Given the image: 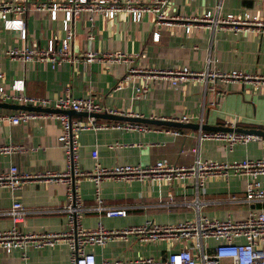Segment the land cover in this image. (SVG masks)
<instances>
[{
	"label": "crops",
	"instance_id": "obj_1",
	"mask_svg": "<svg viewBox=\"0 0 264 264\" xmlns=\"http://www.w3.org/2000/svg\"><path fill=\"white\" fill-rule=\"evenodd\" d=\"M3 1V0H0ZM225 14L249 12L264 16V0H170L163 8L169 19L168 26L154 24L153 16L144 14L138 22L120 13L113 19L98 14L81 13L75 20L72 52L79 61L65 62L51 69L41 62L21 63L6 55L11 48L23 45L43 48L47 40L57 44L62 37L60 20L50 21L44 11L28 10L21 16L25 22L27 38L23 42L18 34L4 30L0 21V83L8 85L22 80L24 93L30 96L55 98L69 95L72 98L90 97L108 110L122 116H137L157 120H174L181 116L187 122L209 127L241 128L264 131V88L251 83L210 81L197 78L172 87L166 82H150L142 76H131L120 88L117 83L125 75L124 63L109 64L102 58L107 52L136 55L134 65L150 69L187 67L192 71L242 70L264 75V30L235 32L227 27L209 28L204 24L189 23L187 19L205 10ZM189 21V20H188ZM159 34L152 40V33ZM91 52L92 61L83 55ZM147 86L137 94L136 87ZM68 93H67V92ZM3 110V109H2ZM15 111V110H11ZM84 121L87 117L72 116ZM97 124L128 123L107 119H94ZM178 122V121H176ZM133 123V122H131ZM140 124V123H139ZM147 125V124H144ZM146 131L123 130L108 127L84 130L77 134L78 162L83 170H90L93 160L90 152L97 151L101 166L117 164L147 166L156 161L177 166H190L196 157L189 149L197 148L201 160L231 162L244 158L264 157V136L247 143H238L229 150L224 142L202 140L198 143V130L147 125ZM175 130L178 135L165 132ZM59 123L36 119L18 125L0 122V146L17 145L24 148L22 155L0 154V172L15 166L19 172H61L64 168L63 151L57 140ZM245 177H220L205 182L202 191L195 192L191 181L172 180L168 183L155 180L124 182L105 180L100 186L104 207L124 208L123 217H105L96 211L83 213L80 224L85 229L97 223L108 230L122 229L152 221L159 225H172L197 215L231 219L245 218L248 211L261 208L255 204H233L229 196H243ZM79 194L85 208L94 206L92 183L81 180ZM19 201L25 211L24 219L16 225L18 231L59 232L64 229L65 215L59 210L65 202V186L53 180H31L15 192L0 188V230L13 224L5 215L11 203ZM210 246L213 242H209ZM181 246L168 240L139 242L134 235L127 240L107 242L103 247L93 246L89 251L97 262L102 260L131 261L142 257L161 259L168 250ZM25 264H69L67 248L62 242L41 249H28ZM0 264H24L20 252H0Z\"/></svg>",
	"mask_w": 264,
	"mask_h": 264
},
{
	"label": "built area",
	"instance_id": "obj_2",
	"mask_svg": "<svg viewBox=\"0 0 264 264\" xmlns=\"http://www.w3.org/2000/svg\"><path fill=\"white\" fill-rule=\"evenodd\" d=\"M170 0H3L0 1V21L2 29L11 30L18 34L21 41L27 38L25 22L21 16L28 10V4L33 10L44 11L50 21L60 20L63 33L59 42L55 44L49 39L43 48H34L23 45L20 48L8 49L6 55L21 63L41 62L51 69L62 63L79 61L72 52L74 38V22L81 13L98 14L106 19H113L118 14H126L132 22H138L144 14L153 16L154 24L168 26L169 19L164 15L163 8ZM205 10L202 14L187 19L188 25L184 32L190 30L189 23L204 24L209 28L227 27L235 32L249 30H264V16L260 17L249 12L240 14H225L221 16L217 11ZM189 20V21H188ZM159 34L152 33V40L157 41ZM87 62L92 61L95 55L87 52L82 56ZM102 58L109 64L124 63L125 75L117 83L116 88L131 76H142L150 82H166L175 87L188 79L197 78L210 81L251 83L258 88H264V75L251 74L242 70L221 72L209 70L192 71L187 67L170 69H150L134 65L136 55L121 52H107ZM3 74L0 72V81ZM147 86L136 87L139 94ZM67 92V91H66ZM68 93V92H67ZM0 103L21 106L39 107L42 109L72 110L75 112L107 113L121 115L120 112L108 110L90 97L72 98L69 95L45 98L30 96L24 93L23 81L13 80L8 85L0 83ZM36 119L53 120L59 123L60 134L57 140L63 151L64 168L61 172H19L15 166L0 172V188L15 192L22 184L31 180H53L65 186V202L59 212L65 215L64 229L59 232H31L23 233L17 230L16 225L24 219L25 211L22 204L14 200L5 212L12 222V226L0 230V252L10 254L17 250L20 259L25 264L28 249H41L53 246L58 242L64 243L67 248L69 264H264V157L244 158L231 162L219 163L212 160H201L197 157V148L189 151L196 155L190 166H177L164 161H156L147 166L117 164L110 167L101 166L97 160V151L93 149L90 157L94 161L90 170L79 167L77 134L84 130H100L114 127L123 130L146 131L151 129L139 123L97 124L91 117L84 121L69 117L66 114L15 110L0 111V122L9 125L27 123ZM173 121L187 122L186 116ZM165 132L178 135L175 130L165 129ZM198 143L202 140H218L224 142L230 150L233 145L247 143L258 139V136L236 132L198 130ZM24 148L17 145L0 146V154L22 155ZM229 176L245 177L243 196H229L233 204H255L261 206L257 211L250 210L245 218L231 219L197 215L172 225H159L146 221L142 225L122 229H106L97 223L91 229L81 226L83 213L96 211L105 217H123L124 208L104 207L100 197V186L105 180L170 182L172 180L191 181L195 192L202 191L209 179L220 177L227 180ZM81 180L92 183L94 206L85 208L79 194L78 184ZM136 236L139 242H153L168 240L169 243H179L181 246L168 252L161 259L151 257L136 258L131 261L102 260L97 262L89 251L93 246L103 247L107 242L127 240L128 236ZM213 245L210 246L209 242Z\"/></svg>",
	"mask_w": 264,
	"mask_h": 264
},
{
	"label": "water",
	"instance_id": "obj_3",
	"mask_svg": "<svg viewBox=\"0 0 264 264\" xmlns=\"http://www.w3.org/2000/svg\"><path fill=\"white\" fill-rule=\"evenodd\" d=\"M2 109L60 113V114H66L69 117L81 116V117H91L93 119H107V120H114V121H124V122H130V123L133 122V123L155 125V126H165V127H172V128H189V129L204 130V131L236 132V133L264 136V131L262 132L258 130H252V129L243 130L241 128L234 129V128H227V127H209V126L199 125V124L181 123V122H176L173 120H157V119L140 118L137 116L130 117V116H122V115H116V114H107V113L87 114L85 112H75L72 110L63 111V110H55V109H42L39 107H30V106L8 104V103H0V111Z\"/></svg>",
	"mask_w": 264,
	"mask_h": 264
},
{
	"label": "rangeland",
	"instance_id": "obj_4",
	"mask_svg": "<svg viewBox=\"0 0 264 264\" xmlns=\"http://www.w3.org/2000/svg\"><path fill=\"white\" fill-rule=\"evenodd\" d=\"M2 111H3V112H8V111H11V110L3 109Z\"/></svg>",
	"mask_w": 264,
	"mask_h": 264
}]
</instances>
